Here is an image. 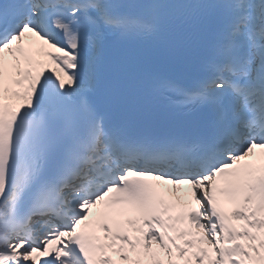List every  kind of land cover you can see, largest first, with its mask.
<instances>
[{"label": "snow or ice", "instance_id": "obj_1", "mask_svg": "<svg viewBox=\"0 0 264 264\" xmlns=\"http://www.w3.org/2000/svg\"><path fill=\"white\" fill-rule=\"evenodd\" d=\"M0 264H264V0H0Z\"/></svg>", "mask_w": 264, "mask_h": 264}]
</instances>
